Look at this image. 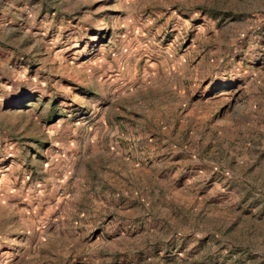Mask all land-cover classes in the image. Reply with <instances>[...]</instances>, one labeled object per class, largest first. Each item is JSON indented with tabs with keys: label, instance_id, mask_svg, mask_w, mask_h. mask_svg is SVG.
Masks as SVG:
<instances>
[{
	"label": "rangeland",
	"instance_id": "374dc122",
	"mask_svg": "<svg viewBox=\"0 0 264 264\" xmlns=\"http://www.w3.org/2000/svg\"><path fill=\"white\" fill-rule=\"evenodd\" d=\"M0 264H264V0H0Z\"/></svg>",
	"mask_w": 264,
	"mask_h": 264
}]
</instances>
